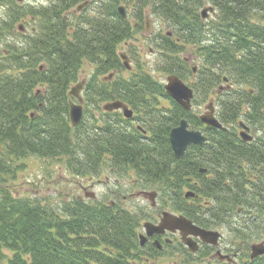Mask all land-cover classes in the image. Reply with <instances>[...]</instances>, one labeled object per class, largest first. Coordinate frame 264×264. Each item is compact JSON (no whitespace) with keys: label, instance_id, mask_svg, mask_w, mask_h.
<instances>
[{"label":"trees","instance_id":"16d2710c","mask_svg":"<svg viewBox=\"0 0 264 264\" xmlns=\"http://www.w3.org/2000/svg\"><path fill=\"white\" fill-rule=\"evenodd\" d=\"M53 1L31 10L38 25L29 35L20 32L26 36L22 43L4 41L0 49V258L7 250V264H153L150 258L163 250L140 245L143 223L152 214L146 207L127 206L134 188L125 191L118 180L110 202L76 196L52 206L34 196H16L8 182L29 156L64 155L79 175L99 176L105 169L120 177L134 173L138 187L158 186L162 205L203 226L228 223L238 207L264 216V0H124L134 7L137 21L149 12L167 22L170 29L156 43L163 71L183 80L191 76L195 96L216 92L217 117L226 128L204 125L170 98L161 82L126 69L117 47L132 38V28L118 12L119 0L98 6L94 14L83 10L71 17L64 10L85 0ZM207 3L214 7L212 18L202 15ZM10 6L12 22L26 13L17 3ZM187 47L199 61L196 71L180 57ZM84 61L95 66L86 85L88 102L100 108V102L123 101L150 137L121 112L103 107L92 120L84 116L71 125L69 86ZM111 72V80L96 78ZM159 97L170 98L172 108H160ZM182 118L208 140L177 159L169 133ZM240 121L257 132L253 141L238 135ZM200 167L207 175L198 173ZM191 175L200 179L195 199L182 190ZM254 221L264 230L263 222ZM249 227L243 224L234 232L243 241L262 234ZM173 245L185 256L181 264H209L203 251L193 254L181 242ZM249 254L217 264H264V255L251 260Z\"/></svg>","mask_w":264,"mask_h":264},{"label":"rangeland","instance_id":"374dc122","mask_svg":"<svg viewBox=\"0 0 264 264\" xmlns=\"http://www.w3.org/2000/svg\"><path fill=\"white\" fill-rule=\"evenodd\" d=\"M18 2L19 0H0L1 51L5 49L4 41L22 43L26 39V36H23L17 29L18 24L24 22L28 30L26 34H31L32 26L38 25L37 19L36 21L31 20V16H33L32 11H36L38 8L45 6H50L55 1L22 0L19 2L21 6L20 8L26 13L16 22H12L14 16L12 15V8L10 5L16 3L18 4ZM77 4H75L74 7L72 6L65 9L63 15L71 17V13L76 8ZM102 4L109 5L110 2L109 0H90V3L83 12L85 14H94L97 12L98 6ZM122 4L126 5L127 19L129 20L130 26L132 28V38L126 42L120 43L117 47V52L119 54L122 52L129 54L130 63L132 64V69L134 72L148 73L155 80L161 82L164 85L167 82L169 73H166L162 69L163 56L156 43H159L160 41V33L162 35L166 34V32L170 29L167 22L157 16L151 15L149 12L146 13V15L149 16V23H146V19L142 22H139L133 16L134 7L127 5L124 0H119L118 5ZM209 5L212 4L207 3L205 7ZM213 12H210V18L214 17L215 13ZM4 24L9 26V28H3L2 26ZM147 26L149 27L148 31L146 30ZM187 48L188 51L182 52L180 57L185 56L187 59H189L190 67L197 66L199 61L193 55L194 49L192 47ZM94 74L95 66L88 63L87 61H84L81 68L79 69L77 80L71 82L69 90L72 86L81 81H85L87 85L88 82L94 77ZM108 74L109 73L99 75L96 76V78L98 77V81L103 80L104 76ZM128 74V71H124L122 73L124 77H127ZM186 77L187 78L184 79L186 83L191 82L193 79L191 76ZM86 85L85 88H83L81 95L84 97L82 104L84 106V116L86 117L87 121L92 120L94 113L96 116H99L98 113L103 110L102 107L105 102L99 103L100 108H97L94 103H89L86 96ZM36 89H43V87L38 86ZM218 98L219 96L216 92L211 93L209 97H202L200 95L195 96L193 100L192 113L200 115L201 113L205 112V106L210 100H214L217 106ZM73 100L77 101L74 97ZM158 106L166 110L172 105L165 98L159 97ZM130 125L134 126L132 123ZM253 134L255 137L258 135L255 131H253ZM22 162L26 164V167L19 171L16 179H12L8 182L10 189L16 196H34L40 199L43 203H47L52 206H60L62 203H64V201L70 200L72 197L76 196H80L85 199H91L86 196L88 194H94V199L96 198V200H105L110 202L112 199H114L112 191H116V185L114 186V184L115 181L118 180L117 183L119 186L122 183L125 191H127V189L131 191V189L134 188V192L131 194L130 200L125 203L127 206L146 207V209L148 208L149 212H151L150 214L154 215L156 218H158L161 211H171L168 206L162 205L159 199L157 201V207L150 206L151 200L149 197H144L143 194L138 193L139 189L144 188L138 187L134 173L126 174L125 177H120L110 173L107 169H105L100 173L99 176L95 173L93 175H79L70 169L68 166V160L64 155L58 156L56 158H40L37 156H29ZM145 189L149 190L150 188ZM127 195L128 194H126V196ZM253 211L254 210L251 211L241 208L238 212H233L230 216V219L228 220V223H223L220 228L223 231V239L226 243L234 244V241H236L235 244H239L243 247L244 252L236 259L237 261L242 259V257L246 258V253H250V246L254 242L259 243L264 240V230H261L263 226L260 225L258 229L256 222L254 221V219H257L264 224V216L256 215V213ZM243 224L250 225V231L253 230L254 233H257L261 230L262 234H259L260 236L254 238L252 241H243L234 232L235 229L242 226ZM6 256H10V253L7 250H4V257L2 256L0 258V264H7L5 259ZM150 259L153 264H181L185 260V256L177 250V245H173L172 247H165L161 252L155 254ZM210 261L211 264H217V261ZM205 262L210 264L208 258H206Z\"/></svg>","mask_w":264,"mask_h":264},{"label":"water","instance_id":"95a60500","mask_svg":"<svg viewBox=\"0 0 264 264\" xmlns=\"http://www.w3.org/2000/svg\"><path fill=\"white\" fill-rule=\"evenodd\" d=\"M86 4L87 2L78 5L77 10H81ZM213 10V6L204 8L202 11L203 17L206 18L208 16V11ZM118 11L124 18H126L127 15L125 6H119ZM147 23H149V19H147ZM19 28L23 29V26L19 25ZM121 56L124 60V65L130 69L131 66L128 56L126 54H121ZM167 79L168 82L165 85L167 94L171 96L177 103H179L184 109L190 110L192 108V99L194 97L193 88L184 83L182 79L175 74L169 75ZM84 83L85 81L78 82L71 88L69 92V94L78 99V102H74L73 100L69 102V117L71 125L74 127L82 121L84 116L82 105L83 98L81 96V90L83 89ZM227 88L228 87L225 89ZM221 89L224 88L221 87L220 90ZM104 108L107 111L122 109L124 116L127 118H130L133 115V110L120 100L108 102L104 105ZM206 108L207 111L200 115V120L210 127L224 128L223 124L215 115L214 103L211 101L206 105ZM240 125L243 127V130L240 132L242 139L244 141H251L253 136L249 133L250 127L242 121L240 122ZM169 139L176 158L180 159L190 145H203L207 141V136L201 130L191 129L189 127L188 120L186 118H182L179 124L171 129ZM146 194L149 195L150 199L152 200V204L155 205L157 193L153 191L147 192ZM193 195L194 193L191 191L186 194L187 197ZM86 196L92 198L95 197L94 194H88ZM144 229L145 233L140 234L141 246H144L147 243L148 237H151L155 234H162L167 230L173 232L179 230L182 242L190 249L191 252H196L199 249V244L194 239V237H198L201 241L210 244H217L220 237V233L218 231L203 229L195 225L185 216L175 215L167 211L163 212L161 220L158 224L150 221L145 222ZM154 244L158 248L162 247L158 240L154 241ZM261 255H264V240L259 243H254L251 246V259H255ZM228 260L231 259L228 258Z\"/></svg>","mask_w":264,"mask_h":264},{"label":"flooded vegetation","instance_id":"af4514ba","mask_svg":"<svg viewBox=\"0 0 264 264\" xmlns=\"http://www.w3.org/2000/svg\"><path fill=\"white\" fill-rule=\"evenodd\" d=\"M19 2H18V5H20ZM36 19H37V17L31 16V20L32 21H36ZM35 30H36V26H32L31 31L33 32ZM27 31L28 30L26 28L24 31H21V32H27ZM162 98H165L173 106V103L171 102V99H170L171 97L170 98L162 97ZM172 106H170V108H172ZM117 111L122 113L121 109L117 110ZM122 115H123V113H122ZM136 115L137 114L133 110V115L130 118H126L124 115H123V117L126 118V119H129V121H131V123L135 127H138L139 130H140V133L142 134L143 137H145V138L150 137V133L143 127L144 125L140 123V121L138 120ZM237 129H238V135H239V132H240L241 128L238 127ZM251 133L253 134L252 129H251ZM253 136L255 137L254 134H253ZM157 143H160V141H158ZM175 166H176V163L173 162L172 163V169H175ZM198 173H200V174L201 173H205V175H207L208 169L206 167H203V168L200 167L198 169ZM174 182L172 183V192L176 191V188H175L176 185H175ZM199 184H200V179H197L196 176H194V175L188 176L187 177V183H185L182 186L183 187L182 190L184 192V195L186 196V192L192 191V192L195 193V196H189V197H191L192 199H195L194 197H196V195H197V193H196L197 190H196L195 187H197ZM157 187L158 186H155V187L151 186V187H149L150 188L149 190H154L155 189L158 192V194L160 195L162 189L159 190ZM189 197L188 198L186 197V198L189 199ZM205 206H206V208L208 207V205H205ZM240 209L241 208L238 207L236 212H238ZM174 212L175 213H180V211H177V210L174 211ZM159 218H160V215L158 216V218H156L157 222L159 221ZM193 223L196 224L197 226L201 227V228H205V229L212 230V231H218L220 233V238H219V241H218L217 244L205 243V242L201 241L198 237L194 238L199 244V249H200L199 251H203L204 253H206V255H207L206 258H208L209 260H212V261H218L219 260L222 263L223 262L224 263L233 262V261H229L228 258L234 259V261H235L244 252V249H243V247L241 245L235 244L236 241H234V244L226 243L224 241V239H223V231H222V229H220L221 228V224H219V225H211V224H207L206 223L203 226V224L197 223L195 221H193ZM169 236H171V237H169ZM154 240H159L162 243V247H164V242L168 243L167 242L168 240H171L169 243L171 245H173L174 243H177V242L180 241V232L179 231H174V232L173 231L172 232L171 231H167L164 234H160L158 237L156 235L152 236V237H150L148 239V241H147L148 244L147 245L148 246H154V244H153ZM222 257H224V258H222Z\"/></svg>","mask_w":264,"mask_h":264}]
</instances>
